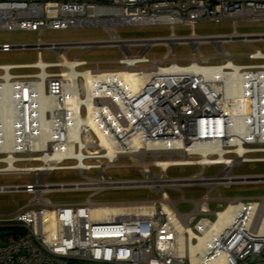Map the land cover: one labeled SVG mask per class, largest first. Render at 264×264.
I'll list each match as a JSON object with an SVG mask.
<instances>
[{
  "label": "built area",
  "instance_id": "obj_1",
  "mask_svg": "<svg viewBox=\"0 0 264 264\" xmlns=\"http://www.w3.org/2000/svg\"><path fill=\"white\" fill-rule=\"evenodd\" d=\"M204 21L264 22V0H0V31L100 27L110 35L98 41L0 45L3 53L33 50L39 56L33 64L0 66V176L31 177L23 185H0V194L32 196L15 213L0 217V230L8 232L0 264H264V196L224 198L221 192L264 184V175L237 173L241 164L264 163V53L256 49L248 55L255 64H235L222 46L264 42V34L234 30L224 36L120 38L113 32ZM167 38L174 40L164 42ZM203 44L216 45L223 62L208 64L199 52ZM180 45L192 47L187 65L175 55ZM158 46L167 48V55L148 58ZM96 48L119 50L121 68L80 70L90 63L66 58L70 50ZM43 51L58 61L44 63ZM205 66L222 67L224 78L208 80L196 70ZM233 67L243 81L228 76ZM20 69L37 72L11 73ZM233 82L237 98L227 94ZM122 159L127 162L119 164ZM184 166L201 170L167 175L170 168ZM218 166L221 171L206 174ZM115 168H135L140 176L106 174ZM57 171L82 179L45 182ZM189 187L205 191L188 200L182 189ZM121 189H147L158 198L91 201ZM63 191L90 195L74 205L45 198ZM167 191L181 198L172 200ZM180 204L192 208L181 212ZM211 204L217 210H210ZM215 224L200 244L199 237Z\"/></svg>",
  "mask_w": 264,
  "mask_h": 264
},
{
  "label": "rangeland",
  "instance_id": "obj_2",
  "mask_svg": "<svg viewBox=\"0 0 264 264\" xmlns=\"http://www.w3.org/2000/svg\"><path fill=\"white\" fill-rule=\"evenodd\" d=\"M103 3H110L112 0H100ZM240 34H264V22L261 23H244L240 22L234 26L231 22H222L216 24L214 22L204 21L199 22L193 27L185 25H175L173 28L167 25H155L147 27H116L114 29L115 35L120 38H141V37H168L172 33L177 37H188L194 32L198 36H224L232 34L233 31ZM110 35L103 28L88 27V28H72L66 30H45L43 32L32 31H0V45L1 44H34L40 39L42 42H86L98 41L109 39ZM223 48L225 52L236 58L235 64L250 65L257 63L248 59V55L255 53V50H260L264 53V42H252L249 46L238 43L228 42L224 43ZM136 52L135 50H132ZM167 48L158 46L150 49L147 52V57L151 59H162L167 55ZM199 52L203 58L208 59V64L217 65L223 62L219 57V50L214 44H203L199 48ZM175 55L179 59V64L187 65L189 57L192 55V47L190 45H180L175 48ZM79 56L80 61H85L88 64L82 69H119L120 65L117 64L118 59L122 57V53L113 48H96L87 52L81 50H70L66 53L68 60H74ZM39 56L36 51H11L7 53L0 52V66L6 65H24L33 64L37 62ZM41 60L44 63H55L58 61L55 54L50 51H43ZM110 62V63H109ZM57 69H49L48 72H55ZM37 70H13L12 74H26L35 73ZM2 72L0 71V74ZM149 160V159H148ZM126 160H121L119 164L126 163ZM71 164L72 162H67ZM38 163H18L17 166H35ZM2 167V165H0ZM201 168L193 167H172L167 171L169 177H185L196 174ZM222 170L218 166L212 170H208L206 174H215ZM153 173H157L158 169L152 168ZM237 173L246 175H264V163H247L241 164ZM107 175L116 179H136L139 178L137 169L135 168H115L108 170ZM82 179L76 177L74 172L71 171H57L45 177V182L49 183H64L73 180ZM31 177L27 175H8L0 176V185H23L29 183ZM184 196L188 200L199 198L204 188H184L182 189ZM172 200H179L181 194L167 191ZM90 192H53L46 195L45 198L53 204L58 205H74L82 203L87 200ZM264 196V184H247V185H233L224 190V198L233 197H260ZM32 196L24 193H9L0 194V217L8 214L15 213L19 208L25 206ZM157 195L151 193L147 189H121L116 191L102 192L91 198V201L98 203L108 202H127V201H142L147 199H156ZM192 206L190 204H180L179 210L181 212H188ZM210 210H217L215 204L210 205ZM213 219V218H212ZM8 233L6 230H0V245L3 244L2 240L4 235Z\"/></svg>",
  "mask_w": 264,
  "mask_h": 264
},
{
  "label": "bare ground",
  "instance_id": "obj_3",
  "mask_svg": "<svg viewBox=\"0 0 264 264\" xmlns=\"http://www.w3.org/2000/svg\"><path fill=\"white\" fill-rule=\"evenodd\" d=\"M173 40H174L173 38H167V39L164 40V42L172 43ZM231 66H232V64L230 63V64L227 65V68H229ZM233 68H234V72L232 74L228 75V76L231 77L232 79H234L235 81H238V82L243 81L244 80V75L238 72V68H236V67H233ZM199 69H196L197 72H200L201 74H204L205 78H207L208 80H218V78L220 76H221V78H224V75L221 73L223 69L220 66H217V67L205 66V67H202V69H200V70ZM122 77L127 78L126 80H129V82H133L132 79H131V76L123 75ZM228 82L230 83V81H228ZM231 84L232 85L229 86L227 94H229L230 96H233V98H237V97L241 96L237 92L238 89H236V88L234 89V82L231 83ZM130 86L133 87L134 83H130ZM232 87H233V89H232ZM238 143H240V142H238ZM241 147L238 148V151H243V147L242 148ZM199 151L204 156V158H206V155H207L206 150L205 149L204 150L200 149ZM223 215L224 214H219V218H222ZM216 226H217L216 224L211 226L210 230L206 231L203 237H199L200 244H202L204 241H206L208 239L209 235L212 233V230H214L216 228Z\"/></svg>",
  "mask_w": 264,
  "mask_h": 264
},
{
  "label": "crops",
  "instance_id": "obj_4",
  "mask_svg": "<svg viewBox=\"0 0 264 264\" xmlns=\"http://www.w3.org/2000/svg\"><path fill=\"white\" fill-rule=\"evenodd\" d=\"M122 58V57H121ZM118 60H120V59H118ZM110 63V62H109ZM191 188H195V187H189L188 189H191ZM226 189H228V188H226ZM226 189H223L221 192H222V196L224 195V190H226ZM107 192V191H106ZM233 198H235V197H233ZM238 198H247V197H238Z\"/></svg>",
  "mask_w": 264,
  "mask_h": 264
}]
</instances>
